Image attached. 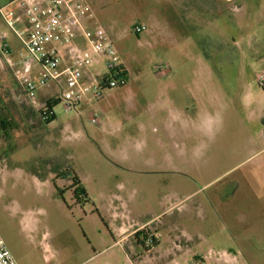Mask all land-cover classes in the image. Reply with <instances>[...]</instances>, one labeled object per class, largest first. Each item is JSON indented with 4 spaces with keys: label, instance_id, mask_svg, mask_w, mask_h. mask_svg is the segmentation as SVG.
<instances>
[{
    "label": "rangeland",
    "instance_id": "374dc122",
    "mask_svg": "<svg viewBox=\"0 0 264 264\" xmlns=\"http://www.w3.org/2000/svg\"><path fill=\"white\" fill-rule=\"evenodd\" d=\"M90 6L128 72L123 87L95 98L100 80H91L81 106L67 111V95L79 89L75 68L35 105L17 78L21 68L0 55V236L15 261L202 264L169 251L175 241L188 248L183 230L197 225L209 236L214 225L212 234L226 239L214 245L238 259L209 243L198 256L264 264V185H251L255 162L264 160V0ZM141 25L146 30L134 33ZM51 98L60 102L46 125L41 111ZM157 110L174 122L177 137L167 146L165 131L153 141L142 130ZM74 178L86 196L74 195ZM144 228L148 240L136 239Z\"/></svg>",
    "mask_w": 264,
    "mask_h": 264
},
{
    "label": "built area",
    "instance_id": "2783aa9c",
    "mask_svg": "<svg viewBox=\"0 0 264 264\" xmlns=\"http://www.w3.org/2000/svg\"><path fill=\"white\" fill-rule=\"evenodd\" d=\"M12 5L28 20L29 29L17 28L13 14L8 12L7 7L1 8L0 18L16 36L21 48L13 53L6 36L2 35L0 55L8 65H18L21 68L17 78L33 104H37L40 89L60 80L63 75L61 66L66 57L69 61L66 73L70 76H73L75 68H88L97 61L103 63L106 74L92 89V96L95 98H99L107 90L123 85V80L114 77L124 67L111 37L97 22L93 27L88 26L89 20L97 21L88 3L83 0H14ZM145 30L143 25L136 26L134 33L139 34ZM80 38L86 42V52L76 44ZM35 66L38 69L34 76ZM106 76L110 79L104 82L103 78ZM84 90L79 88L77 91H70L65 106L67 111L79 106L81 92ZM52 114L48 107L41 111L46 121ZM98 122V115H93L92 123ZM0 264H18L1 236Z\"/></svg>",
    "mask_w": 264,
    "mask_h": 264
},
{
    "label": "crops",
    "instance_id": "0c3cea01",
    "mask_svg": "<svg viewBox=\"0 0 264 264\" xmlns=\"http://www.w3.org/2000/svg\"><path fill=\"white\" fill-rule=\"evenodd\" d=\"M13 1L14 0H0V9L4 8V7L8 8V12L13 14L12 18L14 19L15 25L17 28L29 29L28 20L23 16V14H22V12H20V10L16 9L15 6L12 5ZM83 1L90 5L93 0H83ZM96 22L97 21L91 19L88 21V26L93 27V26H95ZM2 23H4V21L0 18V36H2V35L6 36L7 42L9 43L11 50L13 51V53H16L21 48V44L11 30L10 31H11L12 35H11V37L9 36V33H7V31H5V29H4L6 24L5 23L2 24ZM76 44L79 45L81 48H83V50L85 52L87 51L86 50V42L84 41L83 38H80L79 40H77ZM121 63H122V61H121ZM68 66H69V61L67 60V57H66L65 61L62 63V66H61V70L63 71V75L68 74V73H66ZM122 66L125 68L123 63H122ZM76 73L77 74L73 78V80L77 84L78 88L84 89V87H82L83 84H86L87 82H89L91 80H101L102 77L106 74V70L103 66V63L101 61H97L96 63H94L92 66H90L88 68L77 69ZM62 79H64V78H62ZM47 87L40 89L38 91V93H37L38 101H41V97H47L46 95H48V93H49L47 90ZM49 100H52V98ZM49 100H46V102H48ZM81 104H82V99H81L79 106H81ZM113 110L114 109H112L111 111L113 112ZM54 115H55V113H54ZM93 115H95V114L93 113ZM97 115L99 117V122L97 124L100 125V123H101L100 122L101 121L100 114L97 113ZM152 117H153L152 118L153 121L152 122L150 121L148 123L145 122L144 125H146V126H144L142 128V130H145L146 137H148L150 140H153V141H154V138L156 137V134L159 130L165 131V134H164L165 140L164 141L166 142V144H164L163 146H167L168 141L173 140L174 138L177 137L176 132H175L174 122H171L166 118V113L163 110H157L152 115ZM55 118H56V115H55ZM119 122H120L119 119L116 118L114 120H111L109 122V124H111L113 126V125L118 124ZM45 123H46V125L49 124L46 122V120H45ZM103 131H104V129H103ZM159 140L161 141V139H159ZM261 167L264 169V160L256 161L254 168L251 171V185H252V187L261 186V184L264 185V170L261 171L263 173H260ZM254 169H257V170H254ZM178 204H173L170 206L172 208H174V207L178 206ZM144 226H149V225H148V223L142 224V227H144ZM142 227H140V228H142ZM214 227H215L214 225H213V227L210 226V228L207 230V232L210 233L209 236H206L203 232H201V230H200L201 226L199 227L197 225L195 226V228L191 227V228H189V230H183L182 232H180L181 233L180 236H182V238L185 239V242L189 244L188 248L185 250L183 248V246L180 244L181 241H175L174 243H175L176 247L171 249V251H169V253H173V256L180 257V258L183 256L189 255V257L194 258V260L195 259H203L202 264H224V263L220 262L219 259H217V258L212 259V260H207V259H204V257L201 258L200 256H198V252L195 253V250H198V251L200 250L199 248L202 247V243H209V246H210L209 250H211L213 248V249L217 250L218 253H220V254H223L224 252L227 254L230 252V255L232 257L237 258V255H236L237 253L233 249H231V248L227 249L226 247H221L220 245H218V246L214 245V244H222V242L223 243L226 242V239L224 240L222 236L220 237V236H218V234L217 235L212 234L211 230ZM234 239L237 241V235L234 236ZM249 240L252 241V239H249ZM193 251H194V253H193Z\"/></svg>",
    "mask_w": 264,
    "mask_h": 264
},
{
    "label": "trees",
    "instance_id": "16d2710c",
    "mask_svg": "<svg viewBox=\"0 0 264 264\" xmlns=\"http://www.w3.org/2000/svg\"><path fill=\"white\" fill-rule=\"evenodd\" d=\"M116 79L117 78H120L121 80H123L124 82H123V85L121 86V87H123L126 83H127V81H128V72H127V70L125 69V68H123V70L120 72V73H118V75L115 73V76H114ZM110 79V77H104L103 78V80H104V82H106L107 80H109ZM103 96V94L99 97V98H101ZM58 102H60V99H57V100H54V99H52V100H49L48 102H47V107H48V109L50 110V111H52L53 112V106L55 105V103H58ZM55 119V115H54V112H53V114H52V116H51V118L49 119V120H47L46 122L47 123H51L53 120ZM6 126L8 127L9 126V123L7 122V123H3V127L4 128H6ZM71 188H74V195L75 196H86L87 195V193H86V190L81 186V181H80V179H78V178H74L73 179V184H72V186H71ZM147 228H144V229H141V230H138L135 234H134V237L136 238V239H138V237L140 236V235H144V240H148V234H145V232L147 231L146 230ZM151 242L153 243V245H155V246H158V244H159V242L154 238L153 240H151ZM138 244H141V243H138ZM143 244V243H142Z\"/></svg>",
    "mask_w": 264,
    "mask_h": 264
}]
</instances>
